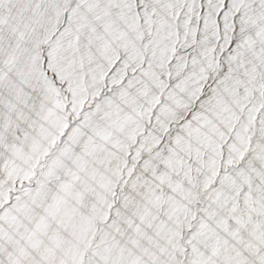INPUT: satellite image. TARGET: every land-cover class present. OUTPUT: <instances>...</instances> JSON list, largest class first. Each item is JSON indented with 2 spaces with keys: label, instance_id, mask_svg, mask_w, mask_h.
Returning <instances> with one entry per match:
<instances>
[{
  "label": "snow or ice",
  "instance_id": "6c2138e0",
  "mask_svg": "<svg viewBox=\"0 0 264 264\" xmlns=\"http://www.w3.org/2000/svg\"><path fill=\"white\" fill-rule=\"evenodd\" d=\"M0 264H264V0H0Z\"/></svg>",
  "mask_w": 264,
  "mask_h": 264
}]
</instances>
